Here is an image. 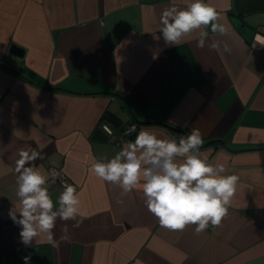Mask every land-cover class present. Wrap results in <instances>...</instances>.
<instances>
[{
	"label": "crops",
	"instance_id": "crops-1",
	"mask_svg": "<svg viewBox=\"0 0 264 264\" xmlns=\"http://www.w3.org/2000/svg\"><path fill=\"white\" fill-rule=\"evenodd\" d=\"M190 2L0 0V264L26 256L29 264H264V47H253L264 0H205L228 28L209 38L230 52L198 48V32L165 45L161 13ZM192 128L201 157L239 177L228 214L199 235L196 225L160 227L141 189L122 195L90 171L141 129L178 140ZM28 146L44 154L34 162L42 174L63 175L48 178L54 203L65 183L81 201L82 224L57 220L56 246L41 234L25 247L9 217L19 205L15 163Z\"/></svg>",
	"mask_w": 264,
	"mask_h": 264
},
{
	"label": "clouds",
	"instance_id": "clouds-1",
	"mask_svg": "<svg viewBox=\"0 0 264 264\" xmlns=\"http://www.w3.org/2000/svg\"><path fill=\"white\" fill-rule=\"evenodd\" d=\"M209 30L220 36L228 32L219 12L205 0H191L182 9L165 8L158 29L166 46H176L198 32V48L219 51L222 46L224 52H230L226 42L210 40ZM254 39L253 47L257 44L264 47V35L258 32ZM134 131L135 124L128 132ZM202 144V135L196 128L179 135L178 140L161 139L141 129L113 158L107 162L94 161L90 171L101 181L118 185L122 195L141 189L144 206L158 219L160 227L183 231L188 225H196L195 233L199 235L209 226L221 224L239 180L236 175H223L222 164L213 165L202 158ZM18 155L15 172L19 205L9 209V217L20 227V242L25 247H30L41 234H46L47 240L56 246L53 230L57 220L73 221L72 228L83 222L77 188L65 183L54 203L46 185L49 177L54 183L59 173L51 170L42 174L34 162L45 156L31 146L27 150L21 148ZM61 232L62 240L70 239L67 223ZM30 260V256L24 257V264Z\"/></svg>",
	"mask_w": 264,
	"mask_h": 264
},
{
	"label": "built area",
	"instance_id": "built-area-1",
	"mask_svg": "<svg viewBox=\"0 0 264 264\" xmlns=\"http://www.w3.org/2000/svg\"><path fill=\"white\" fill-rule=\"evenodd\" d=\"M257 30H258V32L260 33V34H262V35H264V26H258V28H257ZM133 124H128L126 127H125V130H124V133H125V135H131V134H133L134 132H128V130L129 129H131V126H132ZM101 128H102V130H104L106 133H110V130H109V128H108V126H106L105 124L104 125H102L101 126ZM126 133H128V134H126ZM49 169H50V171L51 170H55L57 173H59V176H58V178L57 179H59V180H61V179H63V175H62V173H61V171L58 169V168H53V167H49Z\"/></svg>",
	"mask_w": 264,
	"mask_h": 264
},
{
	"label": "water",
	"instance_id": "water-1",
	"mask_svg": "<svg viewBox=\"0 0 264 264\" xmlns=\"http://www.w3.org/2000/svg\"><path fill=\"white\" fill-rule=\"evenodd\" d=\"M9 53L12 56L14 55L17 58H22L24 51L22 49H20L18 46L12 44V46H10V48H9Z\"/></svg>",
	"mask_w": 264,
	"mask_h": 264
},
{
	"label": "trees",
	"instance_id": "trees-1",
	"mask_svg": "<svg viewBox=\"0 0 264 264\" xmlns=\"http://www.w3.org/2000/svg\"><path fill=\"white\" fill-rule=\"evenodd\" d=\"M112 119H114V121L116 120L115 117H112ZM213 141H216V142H217V141H219V140H213ZM223 141H224V140L222 139V140H220L219 142L222 143ZM262 149H264V146H262Z\"/></svg>",
	"mask_w": 264,
	"mask_h": 264
}]
</instances>
